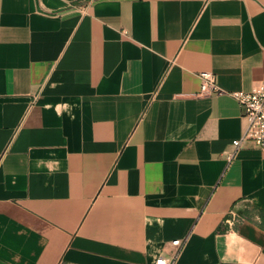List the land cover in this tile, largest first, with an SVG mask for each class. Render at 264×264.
I'll return each mask as SVG.
<instances>
[{
	"label": "crops",
	"instance_id": "crops-1",
	"mask_svg": "<svg viewBox=\"0 0 264 264\" xmlns=\"http://www.w3.org/2000/svg\"><path fill=\"white\" fill-rule=\"evenodd\" d=\"M262 81L264 0H0V264H264Z\"/></svg>",
	"mask_w": 264,
	"mask_h": 264
},
{
	"label": "built area",
	"instance_id": "built-area-1",
	"mask_svg": "<svg viewBox=\"0 0 264 264\" xmlns=\"http://www.w3.org/2000/svg\"><path fill=\"white\" fill-rule=\"evenodd\" d=\"M201 93L210 94L219 91L216 75L212 71H201ZM231 94L239 101L247 125L242 135L232 141V150L226 155L228 162H231L238 154L246 142H252L257 147L264 150V81L256 83L251 90L233 91ZM242 219L236 209H230L226 222L234 226ZM186 240L174 239L164 247V250L156 257L152 263L140 264H177L181 251Z\"/></svg>",
	"mask_w": 264,
	"mask_h": 264
}]
</instances>
